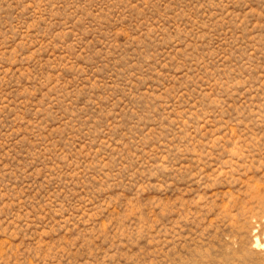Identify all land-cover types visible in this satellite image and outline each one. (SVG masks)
Segmentation results:
<instances>
[{"label": "rangeland", "instance_id": "374dc122", "mask_svg": "<svg viewBox=\"0 0 264 264\" xmlns=\"http://www.w3.org/2000/svg\"><path fill=\"white\" fill-rule=\"evenodd\" d=\"M0 264H264V0H0Z\"/></svg>", "mask_w": 264, "mask_h": 264}, {"label": "bare ground", "instance_id": "6f19581e", "mask_svg": "<svg viewBox=\"0 0 264 264\" xmlns=\"http://www.w3.org/2000/svg\"><path fill=\"white\" fill-rule=\"evenodd\" d=\"M197 173L193 172L192 174H190V177H197Z\"/></svg>", "mask_w": 264, "mask_h": 264}]
</instances>
